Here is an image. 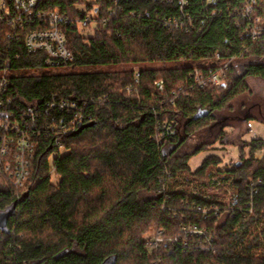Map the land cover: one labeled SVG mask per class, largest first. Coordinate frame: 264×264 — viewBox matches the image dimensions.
I'll use <instances>...</instances> for the list:
<instances>
[{"label":"trees","instance_id":"trees-1","mask_svg":"<svg viewBox=\"0 0 264 264\" xmlns=\"http://www.w3.org/2000/svg\"><path fill=\"white\" fill-rule=\"evenodd\" d=\"M247 1L45 0L36 11L60 15L68 64L27 51L24 33L42 24L0 27V115L32 145L23 186L0 169V213L15 205L0 264H264V141L244 140L264 122L248 82L264 83V0H249L256 39ZM229 59L224 86L189 78ZM7 136L0 127V145ZM215 144L247 156L221 167L210 154L191 169ZM224 185L226 202L214 193Z\"/></svg>","mask_w":264,"mask_h":264},{"label":"built area","instance_id":"built-area-1","mask_svg":"<svg viewBox=\"0 0 264 264\" xmlns=\"http://www.w3.org/2000/svg\"><path fill=\"white\" fill-rule=\"evenodd\" d=\"M45 0H0V27L6 26L9 29L13 30L17 27L21 29L24 28L28 20L35 21L41 26H37L31 31L24 33L23 41L24 46L28 52H44L46 54L45 63L49 64H68L73 60V54L66 48L64 34L60 30V15L56 12L54 13H44L41 11H36V7L39 3ZM117 1V0H116ZM8 3H10L8 5ZM253 1H247L242 10V15L248 18L250 23L251 36L253 39H256L258 35V30H256V25L258 19H253L250 17L252 12ZM34 22V23H35ZM33 23V22H32ZM33 23V24H34ZM88 19H84L81 23V27H86ZM16 37H19L18 34H15ZM8 38L12 36L7 34ZM259 61L264 63V58L259 59ZM231 59L227 60L223 64H217L216 69L209 68L205 75H203L198 69L194 68L193 72L190 73L189 78L193 80L196 86L203 87L206 84H211L212 86H224L225 85V74L228 71L229 63ZM7 69L0 70V90L4 91L7 86ZM159 90L162 89L161 82L156 83ZM132 89L128 88V92ZM1 105V101H0ZM72 106L67 104L65 101L59 103V108H65L66 106ZM26 116H29L30 123H33L35 119L34 110L28 109ZM12 116L10 114L0 115V127L7 133H10L11 136L4 138L3 142L0 145V156L2 158L11 157L10 161H3L0 164V169L3 174L7 175L14 186H23L27 180L28 171L30 168L29 160L32 157L31 152V138L26 132V128L21 129L20 125L11 122ZM80 116L79 114L74 117L71 122V127L74 129L75 125L79 124ZM26 121H22L25 123ZM26 126V125H25ZM249 132L251 131V123L247 124ZM30 127L31 126H26ZM60 128H63L60 127ZM65 128L63 129V131ZM31 135V134H30ZM156 138L160 140L161 134H157ZM13 147V148H11ZM264 151V150H262ZM252 192V190H251ZM189 234H202L203 231L196 229L195 227H188L186 229ZM165 239L160 235V233L154 234L151 236L150 245L156 246L161 244ZM174 242V241H173ZM184 246V245H183Z\"/></svg>","mask_w":264,"mask_h":264},{"label":"rangeland","instance_id":"rangeland-1","mask_svg":"<svg viewBox=\"0 0 264 264\" xmlns=\"http://www.w3.org/2000/svg\"><path fill=\"white\" fill-rule=\"evenodd\" d=\"M86 32H90V29L89 28L86 29ZM248 82H249V85L252 91L256 94L257 98L260 99L259 101H262L261 103L264 104V100L262 99L264 95V83L256 79L255 80L249 79ZM250 123H251L252 129L250 132L248 131L247 134L244 136V140L249 141L250 139H253V138H259L264 141V122L258 119L256 120L252 119ZM262 150H264V148L257 150L254 153L255 159L260 160L264 157V151ZM246 151L247 149L244 150L243 153H239L236 147L230 146V147L220 148L219 145L215 144L213 148H211L210 150L206 152H201L197 154L196 156L192 157V159L189 162V165L191 169L194 170L200 165V163L203 161V159L206 156L210 154H215V155H218L222 159L221 167L223 166L229 167L231 163L238 161L241 158V156L246 157L247 156ZM230 192H232L230 187L228 185H224L223 187L218 188V190L216 189L214 193H217L218 195H220V198H223V200L226 202L230 198Z\"/></svg>","mask_w":264,"mask_h":264},{"label":"water","instance_id":"water-1","mask_svg":"<svg viewBox=\"0 0 264 264\" xmlns=\"http://www.w3.org/2000/svg\"><path fill=\"white\" fill-rule=\"evenodd\" d=\"M14 208H15V205H13L11 209L8 210L7 212L0 213V229H4L6 227L7 222L14 211Z\"/></svg>","mask_w":264,"mask_h":264}]
</instances>
